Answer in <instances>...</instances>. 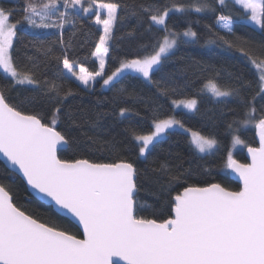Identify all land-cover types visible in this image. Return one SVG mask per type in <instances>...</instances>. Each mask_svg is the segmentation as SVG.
<instances>
[{
	"label": "snow or ice",
	"instance_id": "6c2138e0",
	"mask_svg": "<svg viewBox=\"0 0 264 264\" xmlns=\"http://www.w3.org/2000/svg\"><path fill=\"white\" fill-rule=\"evenodd\" d=\"M228 2L216 0L222 8L228 7ZM232 2L245 10V19L264 29V0ZM77 6L84 13H90L94 8L106 12L105 18H101L99 11L95 15V23L102 25L103 35L93 53L99 62L98 70L94 72L69 59L71 44L65 45L63 39L64 26L75 23L68 9H77ZM121 7L119 3L104 0H87V6L85 0H24L20 19L13 22L14 10L0 6V69L15 84L40 83L32 70H19L12 55L17 26L26 22L33 29L60 30L58 42L63 55L54 58L62 62L68 76L84 86L93 85L99 77L103 87L113 88L134 74L155 83L152 80L154 71L160 70L162 60L177 46L178 40L186 37L189 39L185 42H190L198 38L191 28L183 32L170 28L166 23L169 14L184 13L187 9L215 11L207 0L190 5L176 0L164 5H139L140 10L150 13V20L163 30L164 35L158 38L151 53L121 59L109 74L105 72L109 41L118 20L124 19L118 16ZM123 8H131L132 15L138 14L135 4L123 5ZM216 23L227 34L234 35L230 15L220 14ZM35 39L38 47L33 42L30 44L37 47L38 52L53 56L51 45L57 41L46 44L39 35ZM217 40L229 47L235 46L219 33L212 34L208 43L214 44ZM239 51L258 70L257 95L264 97V58L253 57L244 48ZM35 67L37 65L33 64ZM44 84L48 92L60 96L55 81ZM205 88L217 98L239 95L238 89L222 90L214 80H209ZM71 94V90L65 92L63 99ZM254 101L255 97L248 102L246 118L239 123L242 127L254 125L259 146H248L239 135H234L233 147L244 144L251 162L241 163L231 151L225 162V167L242 181V187L231 190L210 182L204 186L188 185L181 191L173 187L179 182V175H172L169 166L162 164L161 173L169 176L164 190L169 192L172 215L158 220L138 214L139 173L132 162L124 159L111 163L62 159L58 148L69 145V139L56 127L60 108H55L51 123H45L36 114L18 110L0 89V153L22 171L33 189L50 197L59 208L77 218L83 225L84 237L78 238L26 214L13 203L9 190L0 185V264H117L114 258L126 264H264V116L255 118ZM197 103L195 98L173 101L176 107L183 105L192 112L197 111ZM129 111L121 108L120 116ZM177 127L190 135V143L199 153H208L218 146L214 137L186 128L181 120L168 116L154 120V130L148 134L132 130L134 140L139 142L140 155ZM173 191L175 195H171Z\"/></svg>",
	"mask_w": 264,
	"mask_h": 264
},
{
	"label": "trees",
	"instance_id": "16d2710c",
	"mask_svg": "<svg viewBox=\"0 0 264 264\" xmlns=\"http://www.w3.org/2000/svg\"><path fill=\"white\" fill-rule=\"evenodd\" d=\"M104 2L121 4L118 16L124 17L123 20H118L109 43L106 73L110 74V71L118 66L119 60L151 53L158 38L164 35L163 30L150 20V13L140 10L138 6L164 5L171 3V0ZM176 2L190 5L201 0ZM207 3L215 11L196 12L189 9L184 13H172L167 18L166 23L173 30L183 32L191 28L198 38L195 41L178 42L176 49L162 60L160 70L154 71L152 80L155 83L147 82L134 74L121 80L113 88L103 87L102 80L92 89L83 87L68 76L66 70H63L62 62L54 58L63 55L62 46L58 42L60 30L33 29L26 22H22L17 26V35L13 41V59L19 70H32L35 73L34 78L40 83L34 87L15 84L12 78L0 71V89L4 90L9 102L18 110L36 114L45 123L50 124L55 108H60L56 127L69 139L67 148L59 152L62 159H89L103 163L124 159L132 162L139 173L136 200L140 215L158 220L172 215L169 192L164 190L169 176L161 173L162 164L169 166L172 175H179V182L173 186L175 189L182 191L183 187L188 185L204 186L215 182L231 190H239L240 184L230 178L228 168L225 167L227 153L232 148V135L237 134L246 145L256 147L254 127L243 128L239 121L246 118L250 107L248 102L253 97L255 118L264 116V97L257 95L258 70L239 49L244 48L253 57L264 58V29L257 30L249 25L245 19V10L232 0H229L226 8L219 7L216 0H207ZM132 4L137 6V15L131 14V8H123V5ZM0 6L14 10L15 15L11 19L15 22L20 19L24 0H0ZM60 10H64L62 5ZM79 10L68 9L70 18L74 19L75 23L64 26L63 39L65 45L71 44L68 50L69 59L82 63L89 71L94 72L98 70V62L93 53L103 31L95 23L94 13L87 15ZM220 14L232 17L234 35L227 34V31L216 23ZM214 33L225 36L235 46L229 47L219 40L209 44L208 39ZM37 35L46 44L57 41L51 45L53 56H45L37 51ZM30 42L37 44V47H33ZM142 45L145 47L142 48ZM33 64L37 67L33 68ZM209 80H214L222 90L238 89L239 95L215 100L203 92ZM45 81H55L59 86L60 96L48 92ZM69 90L72 94L63 99V94ZM192 98L198 102L197 111L188 113L174 110L173 101ZM121 108H128L130 111L122 117ZM168 116H175L186 128L214 137L218 141L216 150L201 155L191 145L188 134L170 130L141 156L139 142L134 140L132 130L148 134L154 130V120ZM246 148L244 145V148L235 154V159L241 163L248 162L245 156ZM0 185L9 190L13 203L26 214L79 238L82 237L75 224L57 214L52 206L33 197L23 180L8 170L2 162ZM171 195H175V192Z\"/></svg>",
	"mask_w": 264,
	"mask_h": 264
},
{
	"label": "water",
	"instance_id": "95a60500",
	"mask_svg": "<svg viewBox=\"0 0 264 264\" xmlns=\"http://www.w3.org/2000/svg\"><path fill=\"white\" fill-rule=\"evenodd\" d=\"M254 133H255V138H256V142H257V146L256 147H258L259 146V135H258L257 129L255 127H254ZM66 148H67V145L64 146L63 148H58V155H59V152L65 150ZM245 156H246L247 161H248L247 163H250L251 162V156L248 153L247 148L245 149ZM0 162H2L3 165L8 170H10L11 172L15 173L17 176H19L23 180V182L25 183L28 191L30 192V194L33 197H35L37 200H39L40 202H42V203H44L46 205L52 206L54 211L57 214H59L60 216L70 220L73 224H75L79 228V230L81 231V234H82L81 239L84 238L83 237V225L79 223L77 218L72 216L66 210H63V209L59 208V206H57L55 204V202L51 200L50 197H47L44 194H41L37 190L33 189L32 186L27 183V179H26V177L23 176L22 171H20L17 166L12 165L11 162L8 161L7 158L2 153H0ZM228 174H229V176H230V178L232 180H234L235 182L239 183L240 186L242 187V181L239 179V177L235 173L232 172L231 169H228ZM114 261H116L117 264H126V262L120 260L119 258H114Z\"/></svg>",
	"mask_w": 264,
	"mask_h": 264
},
{
	"label": "rangeland",
	"instance_id": "374dc122",
	"mask_svg": "<svg viewBox=\"0 0 264 264\" xmlns=\"http://www.w3.org/2000/svg\"><path fill=\"white\" fill-rule=\"evenodd\" d=\"M239 6V5H238ZM77 8H78V10L80 9L79 8V6H77ZM187 10H189V9H187ZM186 10V11H187ZM79 11H83L82 9H80ZM97 11H99L100 12V15H101V18H105L106 17V12L104 11V10H99V9H97V8H94L93 10H92V12H90V13H86L87 15H89V14H92V13H94L95 15H96V13H97ZM172 13H180V12H171L170 14H172ZM169 14V15H170ZM167 21V20H166ZM154 23V22H153ZM249 25H251L252 27H254L255 29H257V30H259L260 28L258 27V26H255L254 24H252V22H250V21H248L247 22ZM99 27L102 29V31H103V27H102V25H99ZM114 30V29H113ZM103 35V34H102ZM189 38H186V37H181L179 40H178V42L180 41V40H185V41H187ZM191 41H195V39H193V40H191ZM109 43H110V41H109ZM178 44V43H177ZM177 47V46H176ZM176 47L174 48V49H172L171 50V52H173L175 49H176ZM170 52V53H171ZM94 57V59L98 62V60L95 58V56H93ZM99 63V62H98ZM106 68H107V59H106V67H105V72H106ZM0 71H2L3 72V70L2 69H0ZM4 73V72H3ZM7 77H10V76H8L6 73H4ZM136 75H138L139 76V74H136ZM11 78V77H10ZM144 79V78H143ZM99 80H102L101 78H97V82L99 81ZM145 81H147V82H149L148 80H146V79H144ZM78 82V81H77ZM96 82V83H97ZM80 83V82H79ZM96 83H94L93 85H91V86H84V85H82L81 83V85L83 86V87H86V88H89V89H92L93 88V86L96 84ZM25 85H27V84H25ZM27 86H30V87H34L35 85H27ZM203 92H205V93H207V94H209L210 96H212V98L213 99H215V100H222V99H228V98H230L231 96H229V97H219V98H217V97H214L205 87L203 88ZM178 102V101H177ZM173 108H174V110L175 111H179V110H182V111H185V112H188V113H194V112H192V111H189V110H187L186 108H184L183 107V105H180L179 107H176L174 104H173ZM247 127H254V125H248ZM247 127H243V128H247ZM170 130H179V131H182V132H184V133H186L184 130H182V129H180V128H173V129H170ZM169 130V131H170ZM186 134H188V133H186ZM189 135V134H188ZM234 135H237V134H233L232 135V138H233V136ZM166 136V135H165ZM164 136V137H165ZM164 137H162V138H164ZM189 137H190V135H189ZM162 138H160V139H162ZM151 147V146H150ZM150 147H149V149H150ZM244 148V144H241V145H235V147H233V144H232V148H231V152H232V155H233V157L235 158V154H236V152L237 151H239V150H242ZM216 150V148L215 149H213V150H211L210 152H208V153H199L198 151V153L199 154H201V155H206V154H210V153H213L214 151ZM146 154V153H145ZM144 154V155H145ZM143 155V156H144Z\"/></svg>",
	"mask_w": 264,
	"mask_h": 264
}]
</instances>
